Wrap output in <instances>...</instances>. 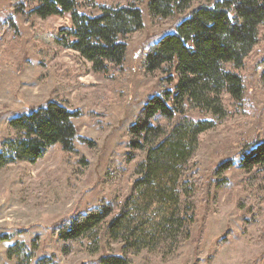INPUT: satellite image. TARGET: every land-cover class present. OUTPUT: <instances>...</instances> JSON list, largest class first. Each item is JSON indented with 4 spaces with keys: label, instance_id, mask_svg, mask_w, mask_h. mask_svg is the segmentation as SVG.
<instances>
[{
    "label": "rangeland",
    "instance_id": "rangeland-1",
    "mask_svg": "<svg viewBox=\"0 0 264 264\" xmlns=\"http://www.w3.org/2000/svg\"><path fill=\"white\" fill-rule=\"evenodd\" d=\"M96 1L134 5L143 18L142 28L126 39L124 61L108 64L104 71L93 70L78 52L41 38L42 32L72 27L68 14L40 18L31 12L36 3L16 13L10 0H0V143L14 134L8 128L10 120L50 101L78 112L72 119L77 134L91 142L76 140L74 155L54 145L35 164L17 161L0 168V264H16L15 258H7V249L16 243L34 249L32 264L51 255L59 264H100L104 255H119L121 245L109 240L105 226L93 253L89 239L65 243L54 228L102 201L119 210L133 182L142 177L146 151L137 150L128 158L129 127L152 95L165 89L174 92L178 79L175 64L165 66V71L146 72L142 56L161 37L175 33L183 14L150 18V0ZM208 3L194 1L191 9ZM85 12L98 14L94 8ZM263 58L264 24L257 43L236 69L243 78L242 99L224 95L227 112L219 117L198 109L186 114L195 127L211 122L191 157L202 179L189 240L175 258L154 248L133 255L132 264H264V167L255 166L246 174L240 167L241 149L264 139ZM225 68L232 70L230 64ZM179 120L176 116L174 124ZM229 161L231 165L218 171ZM130 210L137 221H147L137 228L140 235V230H156L165 207L146 210L145 203L137 201Z\"/></svg>",
    "mask_w": 264,
    "mask_h": 264
},
{
    "label": "trees",
    "instance_id": "trees-1",
    "mask_svg": "<svg viewBox=\"0 0 264 264\" xmlns=\"http://www.w3.org/2000/svg\"><path fill=\"white\" fill-rule=\"evenodd\" d=\"M198 0H150V18L182 13L175 33L167 34L153 43L142 56L146 72L165 71L175 64L178 74L175 91L169 89L152 95L129 127L128 158L137 150L146 151L143 175L133 182L132 193L119 210L107 201L85 213H75L54 228L63 242L81 238L90 240L89 250L100 246L99 230L105 226L109 240L120 243L119 255H104L100 264H132V256L143 250L159 248L164 257L175 258L180 247L189 240L201 193V177L191 157L201 133L211 122L193 126L186 114L198 109L219 117L227 112L224 95L235 101L242 99L243 78L236 69L257 43L259 27L264 24V0H207L206 5L191 9ZM16 13L32 3L31 12L40 18L68 14L73 26L47 34L46 42L78 52L91 62L95 71H104L108 64L120 65L126 55V39L143 26L142 12L134 5L111 6L96 0H10ZM97 9L89 15L87 9ZM261 83L264 85V58ZM226 64L232 70L225 68ZM61 103L50 101L45 107L12 119L8 128L14 134L0 143V168L26 161L37 163L54 146L65 155L76 154V140L91 143L77 134L72 121L78 116ZM176 116L179 122L174 124ZM161 121H160V119ZM205 125V126H204ZM181 128H186L182 130ZM241 169L246 174L255 166L264 167V139L246 145L240 151ZM231 161L222 164V171ZM137 201L151 206H163L156 230L147 233L138 227L146 220L133 216L130 206ZM34 249L16 243L7 249V258L16 264H32ZM33 264H59L56 256L42 257Z\"/></svg>",
    "mask_w": 264,
    "mask_h": 264
}]
</instances>
